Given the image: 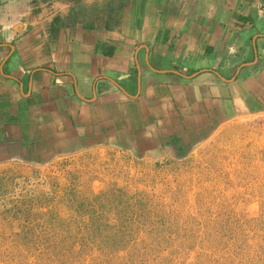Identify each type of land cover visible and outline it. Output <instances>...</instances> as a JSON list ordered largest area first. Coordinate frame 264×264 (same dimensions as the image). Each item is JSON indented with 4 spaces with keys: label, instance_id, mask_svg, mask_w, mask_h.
<instances>
[{
    "label": "crops",
    "instance_id": "1",
    "mask_svg": "<svg viewBox=\"0 0 264 264\" xmlns=\"http://www.w3.org/2000/svg\"><path fill=\"white\" fill-rule=\"evenodd\" d=\"M262 112L264 0H0V168Z\"/></svg>",
    "mask_w": 264,
    "mask_h": 264
},
{
    "label": "rangeland",
    "instance_id": "2",
    "mask_svg": "<svg viewBox=\"0 0 264 264\" xmlns=\"http://www.w3.org/2000/svg\"><path fill=\"white\" fill-rule=\"evenodd\" d=\"M202 135L0 168V264H264V112Z\"/></svg>",
    "mask_w": 264,
    "mask_h": 264
}]
</instances>
